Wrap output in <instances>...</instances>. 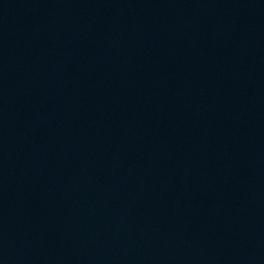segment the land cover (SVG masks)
Returning a JSON list of instances; mask_svg holds the SVG:
<instances>
[{"label": "water", "instance_id": "obj_1", "mask_svg": "<svg viewBox=\"0 0 264 264\" xmlns=\"http://www.w3.org/2000/svg\"><path fill=\"white\" fill-rule=\"evenodd\" d=\"M0 264H264V0H0Z\"/></svg>", "mask_w": 264, "mask_h": 264}]
</instances>
